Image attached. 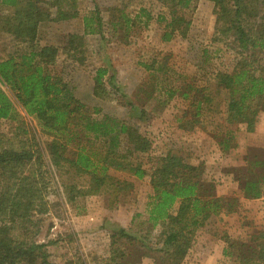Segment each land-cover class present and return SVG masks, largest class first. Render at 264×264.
Wrapping results in <instances>:
<instances>
[{"label":"rangeland","instance_id":"374dc122","mask_svg":"<svg viewBox=\"0 0 264 264\" xmlns=\"http://www.w3.org/2000/svg\"><path fill=\"white\" fill-rule=\"evenodd\" d=\"M50 1L23 0L22 3L28 6L29 2L34 9L45 10L49 9ZM176 3L177 0H65L63 9L69 13L74 10L77 16L66 21L40 23L33 46H61L64 36H79L78 51L66 61L60 55L62 63L51 69L72 90L76 102L93 118L106 116L135 124L151 145L150 152L142 159L146 169L155 157L167 154L181 157L194 166L202 164L206 178L217 185L218 195L223 191L219 188L220 177L242 157L226 156L219 150L217 142L226 125L223 120L226 91L217 87L215 76L231 72L236 60L248 58L250 52L238 48L232 33L222 34L223 25L214 3L208 0H191L187 9L176 8L177 15L185 18L188 26L165 29L170 21V9ZM245 4L250 16L243 15L241 26L251 36L262 34L264 40V0L245 1ZM49 13L54 17V10ZM13 17L14 9L0 4V59L18 57L27 53L29 47L16 38ZM85 23L89 26L87 32ZM90 28L93 34L88 33ZM165 30L172 35L169 43L161 41ZM254 55L257 62L251 59L255 66L261 67L264 49ZM150 66L152 70L144 68ZM100 68L108 69L114 76L118 90L107 85L105 78L106 93L98 97L94 77ZM187 86L196 92H186ZM199 94L200 100L204 95L211 101L202 104L199 124L189 131L180 127L182 117L192 120L191 106ZM183 95H188V99ZM130 104L136 109L132 110ZM16 112V121H0V154L27 151L32 155L31 162L24 161L26 165L20 174L22 179L30 178L39 169L38 179L46 188L48 211L30 215L35 224L34 227L25 225L30 239L22 235V230H16L14 240L46 245L49 264H153L156 256L142 246L156 243L160 233V227L152 229L147 223V205L153 196L149 179L138 181L128 174L114 173L115 178L131 183V187L116 196L104 191L69 202L64 186L82 188L86 181L73 173L65 174L66 170L59 175L45 149L53 139L52 133L44 131L41 123L28 116L18 104ZM240 130L245 132V127L237 134ZM254 133H264V114L259 116ZM68 148L69 154L75 151L73 145ZM39 154L42 165L37 160ZM246 157L251 161L253 157L264 160V151H248ZM227 199L237 200L235 213L224 216L221 221H211L200 230L196 242L206 236L224 243L226 236L224 247L233 254L228 264H236V252L228 245L231 242L249 245L250 236L264 233V200ZM120 230L130 238L119 237ZM130 239L135 242L131 243ZM39 261L22 264H39ZM193 262L190 256L183 264Z\"/></svg>","mask_w":264,"mask_h":264},{"label":"trees","instance_id":"16d2710c","mask_svg":"<svg viewBox=\"0 0 264 264\" xmlns=\"http://www.w3.org/2000/svg\"><path fill=\"white\" fill-rule=\"evenodd\" d=\"M22 1H0L2 7L14 9V34L29 46L27 53L0 59V121H16L18 104L28 116L41 123L44 131L52 133L53 139L45 146L52 167L59 175L66 170L65 174L73 173L81 181H86L82 188L79 185L64 186L69 202L104 191L116 196L128 190L131 183L120 181L113 176L114 173L128 174L138 181L148 178L153 196L147 205V223L152 229L160 227V233L156 243H143L142 246L156 256L153 264H182L194 245L198 231L211 221H221L224 216L235 213L237 200L217 197L216 185L206 178L202 164L194 166L181 157L167 154L155 157L146 169L142 159L150 152L151 145L139 128L130 121L106 116L93 118L82 104L76 102L72 90L51 70L62 63L60 55L66 61L69 55L73 56L78 51L81 38L66 35L60 42L61 46H33L40 23L73 19L77 16L76 12L71 10L69 13L63 9L65 0H51L49 9L45 10L41 7L34 9L29 2L25 6ZM208 1L214 3L218 20L223 25L222 34L232 33L238 48L250 52L248 58L236 60L231 72L215 76L217 87L226 91L224 123L226 127L244 126L246 132L253 133L259 116L264 114V64L256 67L251 58L264 49V40L262 34L251 36L241 26L243 15L250 16L245 1L253 0ZM190 2L177 0L170 9V21L165 24V29L177 30L180 25L188 26L185 18L177 15L176 8L185 10ZM50 10H54V17L50 15ZM87 28L89 26L85 23L86 32ZM93 32L91 28L88 31L89 34ZM171 38L172 35L165 30L161 41L169 43ZM144 68L153 69L151 66ZM105 78L107 85L118 90L114 76L109 74L108 69L100 68L94 77L95 95L98 97L106 93L103 87ZM186 92L196 91L187 86ZM188 95L183 97L188 99ZM201 97L200 100V94L196 95L192 103V120L183 116L180 127L190 131L199 124L202 104H210L211 101L204 95ZM96 112L93 111L94 114ZM217 143L221 152L225 153L226 137L222 136ZM71 145L75 151L69 154L68 146ZM31 160L32 155L27 151L0 154V264L32 263L37 259L39 264H49L46 245L14 240L16 230H22V235L30 239L29 229L25 227L34 223L30 215L46 214L48 211L44 197L46 188L44 182L38 179L39 169L30 174V178L22 179L20 174V169L26 165L24 161L28 163ZM37 160L42 165L41 154ZM247 175L245 200L259 199L262 178L252 171ZM118 234L124 239L130 238L122 230ZM223 241L226 243V236ZM248 241L249 245L243 242L228 245L236 252V264H264V233L256 232ZM130 242L135 241L130 239Z\"/></svg>","mask_w":264,"mask_h":264},{"label":"crops","instance_id":"0c3cea01","mask_svg":"<svg viewBox=\"0 0 264 264\" xmlns=\"http://www.w3.org/2000/svg\"><path fill=\"white\" fill-rule=\"evenodd\" d=\"M240 128L242 126L226 127L225 125L223 129V136L226 137V156L230 154L238 155L242 159L240 158L236 164L234 163L231 170H226V174H222L223 176L220 177L222 186L219 188L223 191L216 195L219 198L238 197L245 200V178L248 179L249 175L247 173L252 171L253 174L262 178L259 184L262 194L259 199L251 201H261L264 200V160L253 157L251 161V159H247L246 153L248 151H264V133H254L255 131L248 133L241 131V129V133L237 134ZM205 238L198 240V242L195 238L196 243L194 242L185 260L191 256L194 259V264H228L233 258V254L227 251L228 248L224 247L225 242L215 241L206 236Z\"/></svg>","mask_w":264,"mask_h":264}]
</instances>
